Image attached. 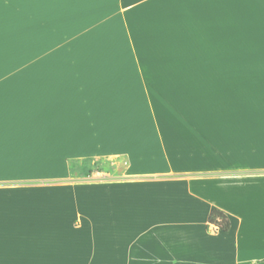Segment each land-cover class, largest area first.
<instances>
[{
    "label": "crops",
    "instance_id": "0c3cea01",
    "mask_svg": "<svg viewBox=\"0 0 264 264\" xmlns=\"http://www.w3.org/2000/svg\"><path fill=\"white\" fill-rule=\"evenodd\" d=\"M0 264H264V0H0Z\"/></svg>",
    "mask_w": 264,
    "mask_h": 264
},
{
    "label": "rangeland",
    "instance_id": "374dc122",
    "mask_svg": "<svg viewBox=\"0 0 264 264\" xmlns=\"http://www.w3.org/2000/svg\"><path fill=\"white\" fill-rule=\"evenodd\" d=\"M206 80V83L210 84L211 79L208 78H200L199 80L196 79L198 86H200V83L202 80ZM196 83V82H194ZM201 92V90H200ZM198 94V102H199V117H207L208 112H207V97L209 96L208 93H200ZM111 164V159L108 158H102V159H94V158H89V159H84L82 162L77 163V167L79 170L82 171L81 175H78L80 180H94V177L96 175L94 174L95 171L101 170L102 168L109 166ZM110 178V177H109Z\"/></svg>",
    "mask_w": 264,
    "mask_h": 264
},
{
    "label": "trees",
    "instance_id": "16d2710c",
    "mask_svg": "<svg viewBox=\"0 0 264 264\" xmlns=\"http://www.w3.org/2000/svg\"><path fill=\"white\" fill-rule=\"evenodd\" d=\"M208 223L213 225L216 230L226 232L230 228V221L229 218L219 210H212L209 218Z\"/></svg>",
    "mask_w": 264,
    "mask_h": 264
}]
</instances>
